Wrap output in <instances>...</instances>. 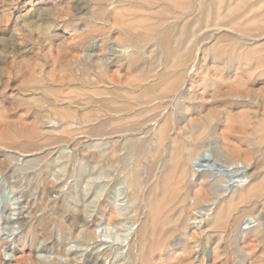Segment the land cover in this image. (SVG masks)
<instances>
[{
    "label": "rangeland",
    "instance_id": "rangeland-1",
    "mask_svg": "<svg viewBox=\"0 0 264 264\" xmlns=\"http://www.w3.org/2000/svg\"><path fill=\"white\" fill-rule=\"evenodd\" d=\"M263 121L264 0H0V264H264Z\"/></svg>",
    "mask_w": 264,
    "mask_h": 264
},
{
    "label": "bare ground",
    "instance_id": "bare-ground-1",
    "mask_svg": "<svg viewBox=\"0 0 264 264\" xmlns=\"http://www.w3.org/2000/svg\"><path fill=\"white\" fill-rule=\"evenodd\" d=\"M154 27H157V26H154ZM153 27V28H154ZM91 34V33H90ZM148 36H150V35H148ZM151 42V41H150ZM109 59V58H108ZM169 89H170V87H169ZM173 89V88H172ZM171 89V90H172ZM152 91L153 92V89L152 88H150L149 89V91ZM164 90V89H163ZM166 90V89H165ZM165 90H164V92H162V95H163V93H165ZM171 90H168V91H171ZM174 90V89H173ZM150 91V92H151ZM167 93V92H166ZM165 93V94H166ZM216 93V92H215ZM218 93V92H217ZM232 94V93H231ZM158 95H160V94H158ZM167 95V94H166ZM218 96V95H217ZM217 96H215V97H217ZM241 96V95H240ZM242 97V96H241ZM248 100L251 98L250 97V95L248 94ZM155 99H157L156 101L159 103V104H164L163 103V101H164V99H165V96H157ZM246 99V98H245ZM247 100V101H248ZM249 101H251V100H249ZM253 103V102H252ZM159 104H158V106H159ZM162 106H164V105H162ZM161 106V107H162ZM173 106V105H172ZM164 108V107H163ZM167 108V107H166ZM163 112V111H162ZM171 112V111H170ZM163 114V113H162ZM169 114V113H168ZM171 114V113H170ZM161 116V115H160ZM165 116V115H164ZM163 116V117H164ZM169 116V115H168ZM172 116H173V114H172ZM167 117V116H166ZM162 118V117H161ZM169 119V118H168ZM156 122V121H155ZM164 122V121H163ZM154 123V122H153ZM157 123V122H156ZM165 123H167V121H165ZM169 123H171L170 122V120H169ZM202 125H203V123H202ZM247 126H248V124H246ZM165 126V125H164ZM163 126V127H164ZM201 127H204V126H201ZM219 129V128H218ZM244 129H247L246 127H244ZM220 130V129H219ZM248 131H249V129H247ZM246 130V131H247ZM159 131V130H158ZM204 131V130H203ZM159 133H160V131H159ZM201 134H202V132H200ZM221 133V132H220ZM251 133H252V135H254L256 138H257V144L256 145H258L256 148H254V150H253V155L255 154V153H261V156H260V158H261V160L264 162V121L261 123V125L259 126V128H256V129H253L252 131H251ZM162 134V131H161V133H160V135ZM199 134V133H198ZM244 134V133H243ZM160 135H158V137L160 136ZM203 135V134H202ZM222 135H224V133H222ZM198 137H199V135H198ZM161 138V137H160ZM174 140V139H173ZM176 141V140H175ZM181 141V140H180ZM260 141V142H259ZM179 145V144H178ZM177 147V146H176ZM182 149L183 150H186L187 148H190V149H188V150H191V146H190V144L187 142V143H184L183 142V144H182ZM179 148V147H178ZM178 150V149H177ZM187 150V151H188ZM222 149H220V151H221ZM190 152V151H189ZM192 152V151H191ZM202 152V151H201ZM200 152V153H201ZM206 152V151H205ZM112 156H115V154L114 153H112L111 154ZM177 155H178V165L180 164L181 165V169L180 170H182V171H180V179H181V181L182 180H184V179H182V178H184V176H185V173L186 172H189V175H191L192 177H194V176H199V178H201V182H200V184L198 185V189H197V192L195 193V195L197 196V197H199V196H201V193L204 191V189L206 188V187H208V181H207V176L209 175V174H211V172L212 171H215V170H217V169H219V168H217V166H218V164L219 163H217V159H214V157H212L213 159H210V158H207V157H205L204 155H202V156H199V157H196L197 155H195L194 156V159L193 160H191L190 162H189V157H191V156H185V154H183V153H181V152H177ZM196 157V158H195ZM217 158V157H216ZM192 159V158H191ZM189 162V163H188ZM179 165V166H180ZM186 167H187V170H186ZM183 168V169H182ZM185 168V169H184ZM260 168H261V170H262V174H264V164H262V166H260ZM260 173V172H259ZM251 175V174H250ZM190 176V177H191ZM130 178V177H129ZM248 178L250 179L249 181H252L253 179H254V177H253V175H251V176H248ZM133 179V178H132ZM186 179V178H185ZM129 180V179H128ZM128 180H127V183H128ZM130 181H131V179H130ZM130 181H129V183H130ZM250 183V182H249ZM249 183H248V185H249ZM252 183V182H251ZM250 183V184H251ZM132 185V184H131ZM137 185V184H136ZM132 186H134V184L132 185ZM131 186V187H132ZM247 186V185H246ZM133 188V187H132ZM245 188H247L246 190H247V192H251V193H254V196H257L258 195V193H259V190H261V193H262V195L261 196H264V175H262L261 176V179L257 182V183H255V185H249V186H247V187H244V189ZM245 191V190H244ZM242 192V191H241ZM241 194V193H240ZM139 195V194H138ZM260 196V197H261ZM136 198V197H135ZM139 198V197H138ZM180 201H182V203H183V198H181L180 197ZM228 201V200H227ZM142 205V204H141ZM140 205V206H141ZM137 207V206H136ZM140 209V208H139ZM136 210V209H135Z\"/></svg>",
    "mask_w": 264,
    "mask_h": 264
}]
</instances>
